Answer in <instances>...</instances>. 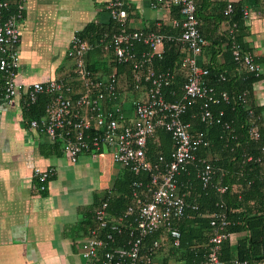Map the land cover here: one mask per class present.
<instances>
[{
    "label": "built area",
    "instance_id": "1",
    "mask_svg": "<svg viewBox=\"0 0 264 264\" xmlns=\"http://www.w3.org/2000/svg\"><path fill=\"white\" fill-rule=\"evenodd\" d=\"M11 1L0 0V94L7 102L13 101L16 96H22L25 106L34 104L41 94L48 96L44 114L40 118L30 119L28 128L44 134L52 142L58 140L62 152L71 163L76 162L82 153L96 158L99 154L108 152L113 162L121 168L142 170L149 174V182L146 184L149 194L145 193L143 196L146 199H142L138 193L140 183L133 182V203L128 204L122 214L108 215L107 201L95 207L96 225L81 241V255L86 260L100 257L101 264H152V255L160 244L159 240H152L149 252L141 255V246L146 236L164 228L171 237L172 246H179L180 233L173 223L182 218L186 206L176 180L180 169L189 162L200 163L198 176L204 186L210 181L212 174L211 164L207 159L196 155L198 148L209 144L205 132L193 130L190 123L181 118L187 104L201 98L205 101L201 121L207 126L219 122L206 109L207 102L218 100L212 96V88L204 84L207 69L198 60L206 40L198 29L195 0H156L162 6L179 7L181 21H174V24L180 23L178 40L186 49L178 67L164 71H156L151 65L154 56H161V51L157 48L162 45L164 36L155 32L144 34L142 31H131L126 26L127 0H109L106 3L109 16L118 28L103 42L102 49H111L115 64L130 66V79L132 78L135 88L139 89L144 82L147 83L145 98L133 103L132 120L131 112L127 114L117 93L116 72L104 77L86 68L84 56L91 46L78 33L70 38L66 54L74 64V80L81 81L80 91L74 92L71 82L63 79L22 82L18 75L19 24L25 0H16L14 9L9 12ZM231 10L232 6L228 3L224 13ZM254 11L257 15H264V8ZM249 14V9L242 7L243 17L246 18ZM139 41L148 45L149 50L136 55L132 46ZM231 54L243 70L257 72L258 64L253 55L241 50L239 44H232ZM177 71L184 78L183 93L177 101L165 100L161 88L168 84ZM221 97L223 100L228 99L225 92L221 93ZM240 98L244 102V98ZM248 112L251 115V110ZM250 123L248 132L252 138H257V125L254 120ZM158 128L168 131L171 136L172 149L168 160L162 154L149 160L145 154L147 141L154 137ZM261 150L264 152V146ZM246 159L251 160L252 156L248 155ZM256 161L261 162L262 157H256ZM33 172L43 189L54 169L36 167ZM227 189L226 185L216 186L220 193ZM222 207L218 205L217 211L211 215V232L205 257L193 264H224L219 258V249L221 242L228 240L230 232L226 231L229 221ZM123 227L128 229V239L122 245L110 246L114 241L113 232L121 233ZM235 264L249 263L235 260Z\"/></svg>",
    "mask_w": 264,
    "mask_h": 264
},
{
    "label": "crops",
    "instance_id": "2",
    "mask_svg": "<svg viewBox=\"0 0 264 264\" xmlns=\"http://www.w3.org/2000/svg\"><path fill=\"white\" fill-rule=\"evenodd\" d=\"M108 1L25 0L19 24V79L31 83L60 78L71 82L74 92L80 91V83L72 74L73 61L66 54L67 46L72 35L89 23L103 29L105 36L112 31L114 22L106 8ZM238 1H243V7L250 11L249 16L243 18V29L236 28L235 23L230 25L228 20L219 21L221 11L216 12L220 3ZM208 2L206 19H200L206 40L204 47L209 39L221 40L222 35L231 32L239 35L247 52L258 64L257 72H253L258 79L251 85L249 100L264 120V15H257L254 11L264 8V0ZM126 6V26L131 31L155 32L164 36L162 45L157 48L161 54L167 41H179L181 27L174 21H181V15L172 10L173 6L159 5L156 0H127ZM171 31L176 33H169ZM135 43L143 44L146 50L135 51ZM132 50L140 55L149 47L139 41L133 43ZM221 50L216 57L218 64L224 62L223 43ZM185 53L183 48V56ZM98 54L94 57L95 63L90 61L94 72L105 77L115 71L119 78L117 69L109 62V53L101 51ZM208 54L202 49L198 60L207 61ZM84 58L87 64V57ZM151 65L153 67L152 61ZM174 76L183 77L179 71ZM126 78L130 79L127 71H122L119 96L127 114L131 112L132 120L133 103L145 98L147 83L137 89L130 87ZM123 92H128L126 98H123ZM23 106L22 96L7 102L0 94V264H87L88 260L80 252L85 235L77 224L83 219L82 211L89 209L95 195H101L111 186L122 168L113 162L108 152L96 158L82 153L76 162L71 163L60 145L53 147L52 141L44 134L28 128ZM36 167L54 169L46 184V195L35 189L33 171ZM248 206L253 210L262 207L257 202H250ZM244 234L230 232L229 244L236 245ZM156 235L160 245L152 255V264H188L184 252L172 246L164 228H160ZM260 264H264V260Z\"/></svg>",
    "mask_w": 264,
    "mask_h": 264
},
{
    "label": "trees",
    "instance_id": "3",
    "mask_svg": "<svg viewBox=\"0 0 264 264\" xmlns=\"http://www.w3.org/2000/svg\"><path fill=\"white\" fill-rule=\"evenodd\" d=\"M16 2V0L10 2L9 12L14 9ZM242 2H229L232 10L227 14L224 13L227 3H220L216 7L217 13L219 10L221 11L218 20H228L230 25L235 23L236 28L243 29ZM195 4L196 16L199 21L198 29L205 38L201 30L200 19H206L205 13L209 9V2L208 0H195ZM172 8L174 12L178 13V6ZM117 28L118 26L113 23L112 31L107 32V36H105L103 29L89 23L78 34L86 39L91 46L84 57H87L86 68L92 73H94V69L92 64L90 65V61L95 63L93 62L94 57L98 56L101 51L102 53L103 51L109 53V62L117 69L119 74L118 78L116 73L117 93L119 94V91H121L119 87L121 84L119 81L120 73L127 71L130 77V66L115 64L111 49L105 51L101 45L109 39V36ZM159 32L162 31L159 30ZM169 33L175 34L176 31ZM234 42L240 45L241 50L247 51L239 35L231 32L222 35L221 40L209 39V43L203 48L209 53L208 60L199 61V64L207 69L204 84L212 88V96L218 100L217 102H207L206 109L213 115V119L217 118L219 122L207 126L201 121L200 116L204 110L205 102L201 98L194 99L187 104L185 112L181 116L184 122L190 123L193 130L205 132L209 144L207 147L198 148L196 155L206 158L212 168L210 181L205 186L198 176L201 164L197 161L186 164L176 176L177 186L179 192L184 195L186 206L182 218L175 220L173 223V226L175 225L174 227L180 233L179 246L175 249L184 252L188 264H193L196 260L205 257L207 241L211 232L210 219L211 215L217 211L218 205L224 207L226 218L229 221L226 231L245 233L234 246L230 245L228 240L221 242L220 260L224 264H235V260H245L249 264H260L264 260V152L261 150V147L264 146V120L258 109H255L249 100L252 90L251 85L258 79V76L253 72L244 71L239 63L233 59L231 48ZM222 43L225 52L223 54L224 62L218 64L216 57L217 54L222 52ZM133 48L135 51L140 52L145 49V46L141 43H135ZM183 48L181 41H167L161 56H154L152 59L153 68L157 71H164L176 67L183 56ZM73 74H75L74 64ZM182 78L173 76L168 84L161 88L165 100L177 101L180 99L183 93L182 80L184 78ZM126 80L130 81V87L134 86L132 78H126ZM78 82L81 84V81ZM124 84H126L125 80ZM222 92L226 93L227 100L222 99ZM239 97H243L244 102ZM48 98V96L41 94L34 104L23 106L28 122L30 119L40 118L44 114ZM249 110H251V115L248 112ZM251 120H254L257 125V138H252L248 132ZM51 145L59 147L60 142L55 140ZM171 149L170 133L158 128L154 137L148 139L145 154L149 160L156 158L159 154H162L168 160ZM208 153L211 156L207 155ZM248 155L252 156L251 160L246 159ZM258 156L262 157L261 162L256 161ZM128 170L122 168L111 186L104 189L101 195H95L92 205L87 209L89 211H82L81 209L84 216L77 226L82 228L85 237L89 235L91 228L96 225L94 209L101 202L107 201L106 213L116 216L122 214L128 204L133 203L134 198L131 195L133 182L140 183L138 193H140L142 199H146L143 196L145 193L149 194L146 190L149 174L142 170ZM34 182L35 189L41 195H46L47 182L44 184L43 189H41V183L37 178ZM218 185H226L228 189L220 193L216 190ZM250 202H257L262 207L253 210L252 207L248 206ZM132 218L133 216H131ZM158 231L144 238L140 251L141 255L149 252L148 248L152 240L156 239ZM166 234L171 238L168 232ZM113 239L114 241L110 243V246L122 245L128 239V229L123 227L121 233L113 232ZM87 264H101L100 257L88 260Z\"/></svg>",
    "mask_w": 264,
    "mask_h": 264
},
{
    "label": "rangeland",
    "instance_id": "4",
    "mask_svg": "<svg viewBox=\"0 0 264 264\" xmlns=\"http://www.w3.org/2000/svg\"><path fill=\"white\" fill-rule=\"evenodd\" d=\"M127 95H128V92H123V98H126ZM207 155L211 156L210 153H208Z\"/></svg>",
    "mask_w": 264,
    "mask_h": 264
},
{
    "label": "bare ground",
    "instance_id": "5",
    "mask_svg": "<svg viewBox=\"0 0 264 264\" xmlns=\"http://www.w3.org/2000/svg\"><path fill=\"white\" fill-rule=\"evenodd\" d=\"M71 60V59H70ZM84 60H85V58H84ZM71 62V61H70ZM87 62V61H86ZM73 74V73H72ZM60 79V78H59ZM78 87V86H77ZM80 87V86H79ZM127 97V96H126ZM128 103V102H127ZM147 157V156H146ZM129 171V170H128ZM175 226V225H174ZM161 238V237H160ZM159 239V238H158ZM159 241H160V239H159ZM162 241V240H161ZM165 241V240H164ZM163 246V245H162Z\"/></svg>",
    "mask_w": 264,
    "mask_h": 264
}]
</instances>
